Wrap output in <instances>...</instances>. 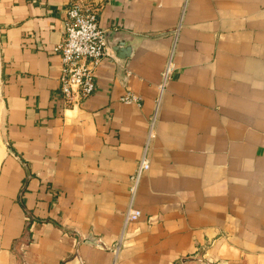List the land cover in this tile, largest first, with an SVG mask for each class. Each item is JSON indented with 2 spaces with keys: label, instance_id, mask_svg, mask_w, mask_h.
I'll return each mask as SVG.
<instances>
[{
  "label": "crops",
  "instance_id": "obj_1",
  "mask_svg": "<svg viewBox=\"0 0 264 264\" xmlns=\"http://www.w3.org/2000/svg\"><path fill=\"white\" fill-rule=\"evenodd\" d=\"M73 1L0 0V264H264V0H102L133 54L66 107Z\"/></svg>",
  "mask_w": 264,
  "mask_h": 264
},
{
  "label": "built area",
  "instance_id": "obj_2",
  "mask_svg": "<svg viewBox=\"0 0 264 264\" xmlns=\"http://www.w3.org/2000/svg\"><path fill=\"white\" fill-rule=\"evenodd\" d=\"M102 8V0H75L66 8L64 37L54 48L61 56L60 98L66 107H76L93 95L96 89L95 73L103 58L109 55L105 31L99 26V12ZM173 68V62L169 59L163 72L161 92ZM121 100L125 103H139L140 97L127 92ZM153 129L154 118L137 170L130 178V203L125 214V224L141 216V211L134 206V198L143 173L150 168L149 142L153 137Z\"/></svg>",
  "mask_w": 264,
  "mask_h": 264
},
{
  "label": "water",
  "instance_id": "obj_3",
  "mask_svg": "<svg viewBox=\"0 0 264 264\" xmlns=\"http://www.w3.org/2000/svg\"><path fill=\"white\" fill-rule=\"evenodd\" d=\"M105 38L109 52H113L116 58L128 59L133 54V47L125 39L123 32L119 30H110L105 32ZM29 175L27 177V181Z\"/></svg>",
  "mask_w": 264,
  "mask_h": 264
},
{
  "label": "rangeland",
  "instance_id": "obj_4",
  "mask_svg": "<svg viewBox=\"0 0 264 264\" xmlns=\"http://www.w3.org/2000/svg\"><path fill=\"white\" fill-rule=\"evenodd\" d=\"M2 117H3V112L1 109V100H0V121H1ZM3 145H5V141H4L2 133L0 131V147H1V149H2ZM0 155H1V153H0ZM125 214H126V211H125ZM29 221H30V218L29 219L27 218V222H29ZM26 231L27 232L25 233V238L18 239L16 244H15L14 250H15V253L17 254V256L19 258L18 264H27L24 260V252H25L26 246L30 242V240H29L30 237L28 235L29 228Z\"/></svg>",
  "mask_w": 264,
  "mask_h": 264
},
{
  "label": "bare ground",
  "instance_id": "obj_5",
  "mask_svg": "<svg viewBox=\"0 0 264 264\" xmlns=\"http://www.w3.org/2000/svg\"><path fill=\"white\" fill-rule=\"evenodd\" d=\"M0 153H1V150H0ZM1 156V155H0Z\"/></svg>",
  "mask_w": 264,
  "mask_h": 264
}]
</instances>
